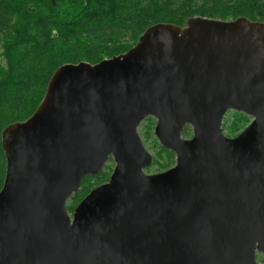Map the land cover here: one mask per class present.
Here are the masks:
<instances>
[{
  "label": "water",
  "instance_id": "obj_1",
  "mask_svg": "<svg viewBox=\"0 0 264 264\" xmlns=\"http://www.w3.org/2000/svg\"><path fill=\"white\" fill-rule=\"evenodd\" d=\"M228 110L252 118L233 137ZM147 117L175 154L156 173ZM1 145L0 264L264 263V21L157 23L124 53L63 64ZM109 157L108 181L69 212Z\"/></svg>",
  "mask_w": 264,
  "mask_h": 264
},
{
  "label": "trees",
  "instance_id": "obj_2",
  "mask_svg": "<svg viewBox=\"0 0 264 264\" xmlns=\"http://www.w3.org/2000/svg\"><path fill=\"white\" fill-rule=\"evenodd\" d=\"M240 16L264 21V0H0V189L6 167L1 131L34 112L59 66L94 64L124 53L157 23L184 27L195 17ZM231 117L227 126L233 136L250 122L240 111L233 110ZM154 124L152 117L140 124L156 154L146 171L154 164L163 171L175 163V154L160 145ZM181 134L191 137V127L185 125ZM113 166L109 157L99 173L81 179L67 201L69 212L91 189L108 181Z\"/></svg>",
  "mask_w": 264,
  "mask_h": 264
},
{
  "label": "rangeland",
  "instance_id": "obj_3",
  "mask_svg": "<svg viewBox=\"0 0 264 264\" xmlns=\"http://www.w3.org/2000/svg\"><path fill=\"white\" fill-rule=\"evenodd\" d=\"M232 111L233 110H228L226 113H225V115H224V117H223V122H222V131H223V133L226 135V136H229V137H233V135H230V133H229V131H228V124H229V122H230V120L232 119V117H231V113H232ZM249 116V115H248ZM250 117V116H249ZM251 117H250V121H251ZM155 125V124H154ZM154 128V127H153ZM245 128V127H244ZM243 128V129H244ZM242 129V130H243ZM242 130H240V131H242ZM240 131H237V134L240 132ZM138 133H139V135H140V137H141V140H142V143H143V145H144V147L151 153V155L152 156H156V154H155V151H154V149L152 148V146H151V143H150V141H147V140H145V138H144V135H143V127L141 126V125H139V127H138ZM236 136V135H235ZM186 138H189V137H186ZM160 162H162V160H159ZM163 163V162H162ZM175 163H173L171 166H173ZM159 171H162V170H160V168H159V166L157 165V164H154V165H152V167H151V169H150V171H146L147 173H156V172H159ZM67 204V203H66ZM261 257H262V255H261V253H257L256 254V260H257V263L258 264H264L262 261H261Z\"/></svg>",
  "mask_w": 264,
  "mask_h": 264
}]
</instances>
